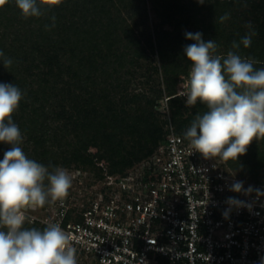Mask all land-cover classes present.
I'll return each mask as SVG.
<instances>
[{"label":"trees","instance_id":"1","mask_svg":"<svg viewBox=\"0 0 264 264\" xmlns=\"http://www.w3.org/2000/svg\"><path fill=\"white\" fill-rule=\"evenodd\" d=\"M204 2L64 0L40 18L25 19L15 0H8L0 7V51L13 63L5 69L0 58V83L16 84L24 93L13 121L25 154L45 166L98 178L103 172L96 162L108 161L112 173L124 175L169 133L170 120L156 110L164 94L175 131L184 136L196 115L207 111L205 104L188 105L177 95V80L191 67L184 46L194 41L186 32L215 40L217 54L226 56L250 22L256 35L238 52L259 61L257 69L264 62V0ZM149 5L159 22L150 21ZM225 13L229 19L220 23ZM153 56L159 65H152ZM154 75L165 85L155 97L131 91L133 79ZM10 147L0 142V160Z\"/></svg>","mask_w":264,"mask_h":264},{"label":"built area","instance_id":"2","mask_svg":"<svg viewBox=\"0 0 264 264\" xmlns=\"http://www.w3.org/2000/svg\"><path fill=\"white\" fill-rule=\"evenodd\" d=\"M124 175L97 161L98 178L72 171L69 195L49 202L31 223H59L70 232L77 261L95 264H260L264 257V191L231 172L219 157L205 159L175 131ZM77 185V187L75 186ZM74 186V187H73ZM228 197L247 206L223 215Z\"/></svg>","mask_w":264,"mask_h":264},{"label":"clouds","instance_id":"3","mask_svg":"<svg viewBox=\"0 0 264 264\" xmlns=\"http://www.w3.org/2000/svg\"><path fill=\"white\" fill-rule=\"evenodd\" d=\"M8 0H0V7ZM64 0H15L21 16L40 18L46 12L60 6ZM200 4L204 0H198ZM55 26V15L51 17ZM229 19L225 13L218 18L220 23ZM249 31L239 42L233 41L226 56L217 54L215 40L207 42L200 32H186L185 38L194 43L184 46V54L191 62L184 95L186 103L197 101L207 106V111L196 115L184 133L189 146L205 159L219 157L222 160H238L248 146L257 138H264V67L251 57H242L241 45L249 48L256 35L251 23ZM49 30V25H45ZM0 58L5 69L13 61ZM24 93L12 83H0V142L11 147L0 160V264H78L77 249L73 246L70 232L59 223L50 222L43 230L24 227L27 209L43 208L49 202H63L69 195L73 178L63 167L45 166L30 159L19 146L23 135L13 121ZM50 167L52 170L50 171ZM230 191L257 196L264 191L236 181ZM227 217L232 208L247 206L245 202L228 197ZM260 264H264V257Z\"/></svg>","mask_w":264,"mask_h":264},{"label":"rangeland","instance_id":"4","mask_svg":"<svg viewBox=\"0 0 264 264\" xmlns=\"http://www.w3.org/2000/svg\"><path fill=\"white\" fill-rule=\"evenodd\" d=\"M149 16L151 22L153 23L159 22V17L158 15H156L151 5H149ZM151 63L153 66L156 64L159 65L156 56H153ZM262 67H264V62L262 63ZM190 69L191 67L189 68L187 74L179 76L176 84L177 95L183 96L185 100L187 99L186 96L184 95L185 85L188 81ZM130 87H131V91L146 92L148 95L155 97L156 91L159 88L164 89L165 85L163 83L161 75L159 77L157 75H154L148 78L138 76L136 79H133L131 81ZM169 99L170 97H167V95L164 94V96L161 99H158L156 105L157 112L161 113L162 115H166L167 117H168L167 110L169 111L168 109ZM89 151L92 153L97 152V150L94 149L93 147L90 148ZM223 161L227 164V166L229 167V169L233 174L243 177L248 182H250V184H253L254 186H258V185L264 186V138H257L256 140H254L248 146L246 153L240 156L238 160H227V161L223 160ZM67 170L69 172L74 171L72 169H67ZM75 186L77 187V185ZM26 215L28 217V220L26 221L24 227L26 228L40 227L38 224L31 223V220L33 217L36 216L40 217L42 215L41 210L27 209ZM88 264H95V263L94 261H91L88 262Z\"/></svg>","mask_w":264,"mask_h":264}]
</instances>
